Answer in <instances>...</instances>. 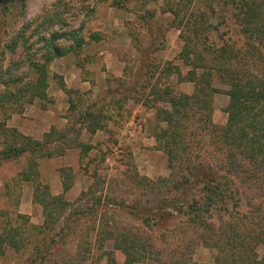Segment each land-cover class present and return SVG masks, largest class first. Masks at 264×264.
<instances>
[{
    "label": "rangeland",
    "instance_id": "374dc122",
    "mask_svg": "<svg viewBox=\"0 0 264 264\" xmlns=\"http://www.w3.org/2000/svg\"><path fill=\"white\" fill-rule=\"evenodd\" d=\"M65 1L69 5L73 3L74 7H64L70 8L64 18L72 16V27L77 28L84 19L86 8H92L97 0ZM122 2V7L104 8L101 18L103 39L91 40L78 55L68 54L49 64L46 96L35 97L32 101H29L31 93L27 86L36 81L39 72L34 67L28 72L26 60L28 56L33 61L40 59L39 48L43 42L37 38L42 31L35 33L25 50L19 46L12 51L7 43L35 17L39 19L33 23L45 24L46 11L61 8L58 0H11L9 8L0 15V123L30 136L33 131L43 130L50 124V129L52 126L65 129L75 124L78 140L91 146L88 150L83 145L75 146L62 156L41 159L36 180L23 178L22 172L28 165L26 157L0 160V235L5 232L18 242L17 246L8 242L4 244L0 264H126L113 246L114 236L121 233L148 243L161 259L159 264H175L196 236L194 229L186 227V218H170L167 220L169 229L161 230L156 226L149 228L142 222L143 208L152 204L156 196L170 194L164 183L153 190L145 180H140L145 176L156 180L170 174L167 155L159 148L158 142L152 143L156 139V107L170 106L154 102L150 92L154 83L161 90L169 85L176 94L194 90L192 82L179 81L176 73L168 72L171 64L179 65L183 74L190 69L180 59L184 46L181 21L187 16L196 17L205 12L209 15L206 24H210L207 26L212 30L211 37L208 39L204 32L195 38L196 46L209 47L227 41L241 47L236 9L231 7L232 0ZM148 11L151 16L141 18ZM77 15L79 17L75 18ZM126 22L129 29H134V34L129 33ZM213 23L222 31V37L216 35V40V32L211 27ZM58 29L57 22L49 26L50 32ZM8 69L12 70L8 73L22 79L12 81ZM79 73L87 81L91 80L92 87L87 88L75 80L69 84L64 79L66 74L70 79ZM60 76L70 92L61 87ZM215 85L225 88L218 81ZM60 90L64 92V98L58 95ZM228 102L229 95L225 91L215 94L213 119L216 123H226L224 108ZM88 110L94 113L101 110L106 115L102 121L104 127L95 133L86 129L89 120L84 114ZM201 116L189 122L192 123L187 131L190 157L203 155L207 160H216L219 155L212 150L203 122L199 123ZM63 124L66 125L63 127ZM128 124L133 126L134 138L127 142L120 166L109 169L105 158L111 146L124 137ZM66 181L70 185L68 189L64 188ZM36 186H39L40 198L50 204L47 209L34 199ZM59 195L68 202L61 211L54 210L56 203H51L52 198ZM262 202L263 190L250 183L242 185L240 213H252V205ZM236 208L230 212L239 216ZM206 218L219 224L222 220H229L230 213L216 211ZM102 224L115 235L107 232L99 237L98 228ZM194 245V251H187L184 256L183 264L194 261L213 263L217 249ZM259 252L262 255L263 249ZM154 263L149 258L134 262Z\"/></svg>",
    "mask_w": 264,
    "mask_h": 264
},
{
    "label": "trees",
    "instance_id": "16d2710c",
    "mask_svg": "<svg viewBox=\"0 0 264 264\" xmlns=\"http://www.w3.org/2000/svg\"><path fill=\"white\" fill-rule=\"evenodd\" d=\"M122 1L97 0L92 8H86L80 26L74 28L72 16L64 18V13L70 11V8L64 7H74L73 3L69 5L65 0H58L61 9L46 11L45 24L40 25L37 21L33 23L39 19L37 16L7 43L12 51H16L19 46L25 50L35 33L42 31L37 38L43 42L39 48L40 59L33 61L28 56L26 60L28 72L31 67L39 72L36 81H31L27 86L31 93L29 101L46 96L49 84L48 66L54 59L68 54L78 55L91 40L103 39V10L106 6L122 7ZM10 2L11 0H0V15L9 8ZM231 3L239 21L241 47L227 41L209 47L196 46L195 38L204 32L208 39L211 37L212 30L208 27L210 24H206L209 15L205 12L193 16L195 18L187 16L181 21L184 46L180 59L190 69L183 74L179 65L171 64L168 72L176 73L179 81L192 82L194 90L192 93L176 94L171 86H165L161 90L154 83L150 92L154 102H164L170 106L156 107L157 129L154 132L159 148L167 155L170 174L156 180L147 176L140 180H145L153 190L164 183L169 187L170 194L156 196L152 204L145 206L142 222L149 228L156 226L161 230L169 229L167 220L170 218L187 219L186 227L194 229L196 236L187 244L186 251L181 252L184 255L175 264H183L187 251H194V243L215 248L218 253L213 263L194 261L192 264H264V203L252 205V213L239 211L243 184L250 183L264 191V0H232ZM149 16L151 11L141 15V18ZM78 17L79 15L75 16ZM55 22L59 24V29L50 32L49 26ZM126 24L128 28V22ZM211 27L216 32L214 40L216 35L222 37L219 26L213 23ZM128 31L135 33L133 28H128ZM11 71L8 69L7 73ZM8 75L12 81L22 79L14 73ZM54 76L59 78L57 74ZM61 78L60 76L61 87L70 92ZM216 81L225 85V88L216 86ZM222 91L229 95V102L224 108L227 121L225 124H218L213 119L214 97ZM71 106L73 108L74 105ZM198 115H202L199 123L204 124L203 129L208 133L212 150L219 155L216 160H207L203 155L190 157L187 131L192 126L189 122ZM84 117L89 120L86 129L91 133L104 127L102 121L106 115L101 110L100 113L88 110ZM74 125L65 129L52 126L42 139H36L0 123V160L26 157L28 165L22 172L23 178L36 180L41 159L62 156L69 148L83 145L78 140L79 132ZM70 133L73 134L72 137L69 136ZM83 147L88 150L91 146ZM69 186L68 181L64 182L65 189ZM38 192L39 186H36L34 199L47 209L50 204H45ZM51 201L56 203L53 209L58 208L59 211L64 210L68 204L63 195L54 196ZM234 207H237L235 210L239 216L230 212ZM216 211H228L229 220H222L218 224L206 218L213 216ZM167 216L169 217L166 218ZM109 231L102 224L98 228V236L107 232L115 235ZM113 241L114 248L123 256L126 264H134L146 258L154 261V264L161 262L156 252L149 248L150 245L144 244L141 239L121 233L115 235ZM7 242L15 246L18 244L10 234L4 232L0 235V252H3V246ZM259 249H263L262 255Z\"/></svg>",
    "mask_w": 264,
    "mask_h": 264
},
{
    "label": "built area",
    "instance_id": "2783aa9c",
    "mask_svg": "<svg viewBox=\"0 0 264 264\" xmlns=\"http://www.w3.org/2000/svg\"><path fill=\"white\" fill-rule=\"evenodd\" d=\"M122 138L117 140V142L111 146L106 158H105V165L109 169H114L118 164L121 163V160L125 154V147L127 142L133 140L134 138V130L131 124H128L123 132Z\"/></svg>",
    "mask_w": 264,
    "mask_h": 264
},
{
    "label": "crops",
    "instance_id": "0c3cea01",
    "mask_svg": "<svg viewBox=\"0 0 264 264\" xmlns=\"http://www.w3.org/2000/svg\"><path fill=\"white\" fill-rule=\"evenodd\" d=\"M74 77H76V79H75ZM64 79H65V81H66L67 83H69V84L73 83L72 81L75 80V81H79V82H81L82 85L85 86V87H87V88L92 87L91 80L89 79V80L87 81L86 79L83 78V76H81L80 73H79L78 75L72 76V78H70V79H69V77H68V74H66V76L64 77ZM83 79H84V80H83ZM91 79H93V78H91ZM186 82H187V81H186ZM74 86H77V85H74ZM93 87H95V85H93ZM58 95H59L60 97H62V98L65 97V94H64V92H63L62 90H60V91L58 92ZM61 107H62V108L64 107L65 109H68V106L66 107V106L62 105ZM65 120H66V119H65ZM66 121H68V119H67ZM67 123H68V122H66V124H67ZM54 124H55V123H54ZM66 124H63V127H64ZM50 127H51V124H50L48 127H45L43 130H40V131H36V130H35V131H33L32 135H33L35 138H37V139H42L44 133L47 132V131H49V130H50ZM155 138H156V137H155ZM150 139H151V138H150ZM152 139H153V137H152ZM156 142H157V140L154 139L152 143L155 144ZM119 166H120V164H118L115 168L117 169V167H119ZM112 170H114V169H112Z\"/></svg>",
    "mask_w": 264,
    "mask_h": 264
}]
</instances>
